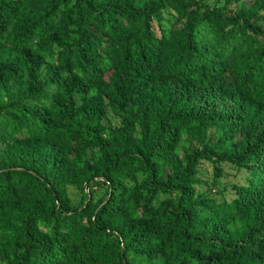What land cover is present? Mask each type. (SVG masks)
I'll return each instance as SVG.
<instances>
[{"label": "trees", "instance_id": "obj_1", "mask_svg": "<svg viewBox=\"0 0 264 264\" xmlns=\"http://www.w3.org/2000/svg\"><path fill=\"white\" fill-rule=\"evenodd\" d=\"M0 264H264V0H0Z\"/></svg>", "mask_w": 264, "mask_h": 264}, {"label": "rangeland", "instance_id": "obj_2", "mask_svg": "<svg viewBox=\"0 0 264 264\" xmlns=\"http://www.w3.org/2000/svg\"><path fill=\"white\" fill-rule=\"evenodd\" d=\"M209 4L212 5H221L223 0H205ZM247 5L251 2V0H243ZM230 8H234L233 5L230 6ZM112 119V122L115 123L117 119H115L113 116H110ZM223 176L219 178V183H216V185H211L212 183V173H213V167L212 164L208 161H203L201 165L199 166L200 169V176L206 180V183L202 186H197L199 191H210L213 196H215L218 200H221L223 197L225 199H231L232 193H231V187L232 184H239L243 182V178L245 176V172L243 170H238L236 167L223 163ZM225 187V189H224ZM70 194H72L73 198L77 201L78 196L76 195L75 191L70 188ZM102 193L101 190L97 192V195H100Z\"/></svg>", "mask_w": 264, "mask_h": 264}]
</instances>
